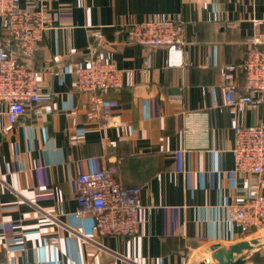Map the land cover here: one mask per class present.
I'll use <instances>...</instances> for the list:
<instances>
[{
  "label": "crops",
  "instance_id": "0c3cea01",
  "mask_svg": "<svg viewBox=\"0 0 264 264\" xmlns=\"http://www.w3.org/2000/svg\"><path fill=\"white\" fill-rule=\"evenodd\" d=\"M21 2L52 20L27 63L54 98L27 105L15 123L0 104V264H200L216 245L264 240V227L241 230L229 218L247 191L235 171L234 128L264 122V103L231 107L222 82L225 66L241 64L249 39L264 32V0ZM177 13L182 50L132 41L133 23ZM7 38L0 16V40ZM90 52L122 69L124 87L104 98L123 127L93 116L90 93L76 88L75 63ZM235 84L245 92L242 71ZM179 91L182 106L169 100ZM107 166L118 167L123 185L141 188L137 234L100 236L91 216L76 215L77 175ZM242 255L243 264H264V248L235 258Z\"/></svg>",
  "mask_w": 264,
  "mask_h": 264
},
{
  "label": "built area",
  "instance_id": "2783aa9c",
  "mask_svg": "<svg viewBox=\"0 0 264 264\" xmlns=\"http://www.w3.org/2000/svg\"><path fill=\"white\" fill-rule=\"evenodd\" d=\"M0 16L7 29L8 38L0 40V104L10 123H15L24 114L27 105H34L54 98L52 88L40 82L36 69L27 60L32 57L52 20L45 10L31 2L0 0ZM264 24V19H262ZM183 19L180 13L167 19H154L130 25L133 42L147 46H170L182 50ZM101 36L100 30L92 32ZM250 46L243 62L228 64L222 74L225 102L231 107L246 105L259 108L264 103V32L249 39ZM19 54H14L12 49ZM237 71L245 76V92L240 93L235 84ZM76 88L90 93L91 114L102 116L105 124L123 127L124 121L114 114L110 102L104 98L109 90L124 87L122 69L117 63L96 52L87 53L74 66ZM172 104L182 106V91L170 95ZM233 155L235 171L247 178V191L241 201L233 206L229 218L241 230L264 227V122L237 124ZM78 209L76 215H89L93 219L96 234L115 237L130 236L139 232L143 222L141 188L125 186L118 178V167L107 166L96 171L83 172L75 179ZM0 203V216L2 215ZM58 241L57 236L51 237ZM24 248L12 249L14 251ZM81 264H102L88 259Z\"/></svg>",
  "mask_w": 264,
  "mask_h": 264
},
{
  "label": "water",
  "instance_id": "95a60500",
  "mask_svg": "<svg viewBox=\"0 0 264 264\" xmlns=\"http://www.w3.org/2000/svg\"><path fill=\"white\" fill-rule=\"evenodd\" d=\"M2 132H0V140L2 139ZM214 246V251L210 256V261H202L200 264H243L245 262L244 256L235 258L236 253H241L243 249H261L264 248V240L252 239L247 241H240L236 244L230 245L228 248Z\"/></svg>",
  "mask_w": 264,
  "mask_h": 264
}]
</instances>
